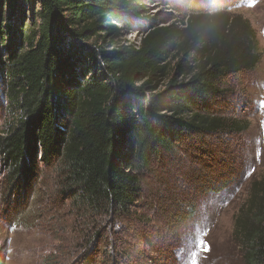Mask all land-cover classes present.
<instances>
[{
  "label": "trees",
  "instance_id": "trees-1",
  "mask_svg": "<svg viewBox=\"0 0 264 264\" xmlns=\"http://www.w3.org/2000/svg\"><path fill=\"white\" fill-rule=\"evenodd\" d=\"M37 2L27 25L0 29V70L20 115L0 136L12 187L49 194L40 180L49 168L53 202L68 203L73 223L57 226L60 244L43 264H140L133 249L115 248L121 237L110 239L122 234L118 220L137 218L143 178L186 136L242 130L217 110L227 78L260 60L254 32L239 15L191 7L179 23L149 22L137 43L122 44L114 23H132L146 0ZM234 225L243 263L264 264V176ZM103 239L102 254L88 253Z\"/></svg>",
  "mask_w": 264,
  "mask_h": 264
},
{
  "label": "rangeland",
  "instance_id": "rangeland-1",
  "mask_svg": "<svg viewBox=\"0 0 264 264\" xmlns=\"http://www.w3.org/2000/svg\"><path fill=\"white\" fill-rule=\"evenodd\" d=\"M10 1L0 0V29L12 21L24 27L40 7L37 0H14L16 12L10 15ZM142 7V14L124 28L114 23L121 27L122 44L137 43L149 22L179 23L191 7H202L246 20L254 32L260 60L253 69L227 78L225 102L217 110L237 120L242 130L186 136L143 178L140 201L134 208L137 218L118 220L116 227L123 228L122 234L110 238V228L104 236L121 237L122 243L115 248L123 246L130 255L133 249L140 264H191L194 260L197 264H244L234 238V223L251 183L264 176V0H146ZM0 50L5 61L1 35ZM3 72L0 70V136L20 117L10 108ZM11 170L0 156V264H43L45 256L60 244L57 226L73 223V216L65 215L68 203L53 202L50 192L55 173L49 168L40 179L47 182V195L43 186L34 194L13 188ZM198 239L206 242L208 251L197 248ZM105 245L106 239L92 242L88 253L98 250L102 254Z\"/></svg>",
  "mask_w": 264,
  "mask_h": 264
},
{
  "label": "snow or ice",
  "instance_id": "snow-or-ice-1",
  "mask_svg": "<svg viewBox=\"0 0 264 264\" xmlns=\"http://www.w3.org/2000/svg\"><path fill=\"white\" fill-rule=\"evenodd\" d=\"M261 107H264V103L261 104ZM197 248H200L203 251H208L209 250L206 242H204L202 240H199V239L197 240ZM193 255L195 256L196 253L194 252ZM191 264H197V262L194 260V261L191 262Z\"/></svg>",
  "mask_w": 264,
  "mask_h": 264
}]
</instances>
